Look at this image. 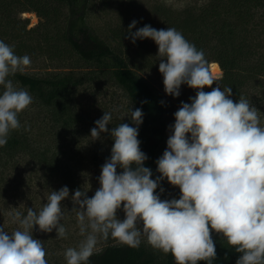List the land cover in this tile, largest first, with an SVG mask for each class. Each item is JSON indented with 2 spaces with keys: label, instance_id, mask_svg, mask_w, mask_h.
I'll list each match as a JSON object with an SVG mask.
<instances>
[{
  "label": "clouds",
  "instance_id": "obj_1",
  "mask_svg": "<svg viewBox=\"0 0 264 264\" xmlns=\"http://www.w3.org/2000/svg\"><path fill=\"white\" fill-rule=\"evenodd\" d=\"M137 21L127 29L133 44L151 39L158 46L159 72L164 91L180 96L181 85L196 90L190 103L181 102L174 113L175 123L167 148L156 161L160 175L144 166L147 156L140 149L138 129L143 123L140 108L131 109L132 124L121 123L109 131L112 115L104 112L95 121L93 141L108 133L114 141L111 156L101 167L100 187L89 198L77 189L71 196L80 235L76 248L64 253L67 264H87L99 239L109 236L131 248L142 237L154 249L171 253L176 264H212L216 247L212 233L220 235L241 255L236 264H264V126L260 111L241 96L231 99L232 88L221 87L209 71L201 50L175 28L155 29L144 25L135 32ZM31 64L28 55L19 56L13 46L0 40V147L9 133L19 129L18 114L28 108L33 97L17 88L10 77L24 73ZM217 86L212 88L213 84ZM212 88L204 91V88ZM27 130V129H25ZM122 169L118 173L117 169ZM166 179L180 190L179 198L162 200L156 190ZM69 189L62 187L47 195L37 212L27 208L10 213L17 227L9 233L0 226V264H48L43 242L33 237V229L67 238L62 201ZM123 209L124 219L117 212ZM140 225V227H138Z\"/></svg>",
  "mask_w": 264,
  "mask_h": 264
},
{
  "label": "trees",
  "instance_id": "obj_2",
  "mask_svg": "<svg viewBox=\"0 0 264 264\" xmlns=\"http://www.w3.org/2000/svg\"><path fill=\"white\" fill-rule=\"evenodd\" d=\"M131 1L0 0V40L13 46L19 56L28 55L31 61L42 60L53 65L45 64L39 71L26 69L10 77L17 88L30 93L33 102L18 114L21 127L10 131L7 144L0 147V190L7 191L16 182L21 188L26 184L37 185V182L31 184L32 175L26 180L18 177L21 169L29 174H41L49 194L64 186L68 187L70 196L77 189H84L80 175L85 164L102 167L110 158L114 143L104 133L106 141L99 143L91 154H85L76 136L86 132L90 124L81 99L105 83L124 94L125 103L132 111L142 110L138 139L141 151L147 156L144 166L152 170L153 179L160 175L156 161L167 145L170 126L175 123L173 101L164 91L160 61L153 55L150 40L138 39L133 44L125 38L133 20L137 21L133 32L143 27L133 14ZM154 11L161 18V29L175 28L197 50L204 52L209 71L212 62L219 64L222 74L216 83L221 89L232 88L234 102L241 96L248 99L260 111L263 124L264 0H206L180 10L157 4ZM25 12L36 13L38 23L30 26V19L23 16ZM98 13L105 16L102 26L93 22ZM142 63H147L159 76L144 75ZM216 86L214 83L212 88ZM121 123L135 127L129 116L117 115L112 117L109 131ZM160 187L164 189L162 193L159 188L156 190L160 198L171 200L165 179ZM62 207L65 218L61 223L66 226L70 216L65 200ZM53 232L56 233L55 229L47 235L51 242L49 264H67L54 250L57 241ZM212 238L217 254L212 264H236L241 254L215 232ZM87 264L176 262L171 253L164 254L142 241L138 248L109 242L95 251Z\"/></svg>",
  "mask_w": 264,
  "mask_h": 264
},
{
  "label": "rangeland",
  "instance_id": "obj_3",
  "mask_svg": "<svg viewBox=\"0 0 264 264\" xmlns=\"http://www.w3.org/2000/svg\"><path fill=\"white\" fill-rule=\"evenodd\" d=\"M205 1L206 0H132L131 2H134V6L132 7L133 14H135L136 19L139 20L141 25L142 26L146 24L151 25L153 28L159 30L161 29L162 26L161 18L154 11V8L157 4H163L172 9L180 10L189 4H201ZM23 16L28 17L30 19V26L36 25L39 21L37 14L34 12H25ZM93 20L95 25L102 26L105 23V16L104 14L98 13L93 18ZM149 40L153 47V55L159 60V57H157L158 46L153 40L151 39ZM45 64H48L49 66L53 67V65L48 62H43L42 60H38V61H31L30 66L27 67L26 69H28L29 71H33L34 69L39 71L41 68L45 67ZM54 65L56 66L57 63H54ZM141 71L144 75L151 76L153 78L159 76L154 69L148 68L147 63L144 65ZM217 71L214 70L213 72L212 66L210 64V72L213 74L214 77L221 76L222 74L221 69L220 70L218 69ZM203 90L206 91L205 89ZM180 93L181 94L179 97H173L169 95L173 101L172 114L174 120H175L174 113L179 109L181 102L190 103L191 101L189 98L194 97L196 95V90L189 88L186 84H184L181 85ZM81 101H82V106H84L86 114L88 115V120L90 121V124L88 125V129L86 130V132H83V134H77L76 136L80 148L82 149L83 152H85V154H87L88 152L90 153L91 150L96 149V147L99 146V143L105 142L106 141L105 139H107L106 138L107 136L104 135V133H102L100 139L93 141V138L90 136V133H91V129L95 127V121L102 118L104 112L111 113L112 117L117 115H122V116H129L130 119L131 109L125 103L126 98L124 97V94L120 90L112 87L110 84L107 83L96 86L92 92L86 93L83 99H81ZM261 126H264V123L262 124L261 122ZM166 148L167 145L163 148L161 156L163 155V152L165 151ZM117 171L119 173L122 170L117 169ZM100 174H101V166H97L91 163L85 164L84 171L80 175V182L83 184L84 190L89 189L87 191V196L89 198H91L95 194V191L100 187L98 180ZM29 175H32V177L34 178L31 184H33V182H37V185H35L36 183L30 186L26 184L24 187L21 188V186L19 187V183L16 182L13 184V187L12 188L9 187L10 189H8L7 191L0 190V226H3L5 230L8 231L9 233H11L17 227L16 224L10 222V215H9L10 213H13L18 210L21 213L26 214L27 208H33L38 212L40 208L43 206V204L46 203L47 201L46 198L49 193L48 190L45 189L44 182H42L43 178L41 174H34V173L29 174V172L26 173V171H23L21 169L18 177L23 176L24 180H26L29 177ZM166 183H167V189L169 192L170 199L173 198L178 199L180 196L179 188L172 186L167 180ZM65 202L68 203L67 210L70 216L68 219H66L67 225L65 226V228L67 229V238H62V239L55 238L57 244H54L53 247L55 252L59 254L60 258H62L63 261L66 262L64 257V253L66 249L70 247L72 248L78 247V245L84 239V237L80 235L75 213L71 212L73 208V204L70 195L69 198L65 199ZM124 215L125 214L123 212V209L121 208L117 212V217L118 219L123 220ZM138 227H140V225H138ZM53 233L56 234L55 232ZM47 235H49V233H44L39 231L38 226L34 227L33 237L43 242L44 248L47 253L46 259L49 264L50 263L49 248L51 242H49ZM142 241L147 242L146 238L144 237H142ZM109 242H118V241L112 239L110 236L107 240L99 239L95 251L100 250L103 246H105Z\"/></svg>",
  "mask_w": 264,
  "mask_h": 264
},
{
  "label": "bare ground",
  "instance_id": "obj_4",
  "mask_svg": "<svg viewBox=\"0 0 264 264\" xmlns=\"http://www.w3.org/2000/svg\"><path fill=\"white\" fill-rule=\"evenodd\" d=\"M211 66H212V69H213V72L214 70L217 71L218 69L220 70L219 68V64L217 62H212L211 63ZM218 72V71H217Z\"/></svg>",
  "mask_w": 264,
  "mask_h": 264
}]
</instances>
